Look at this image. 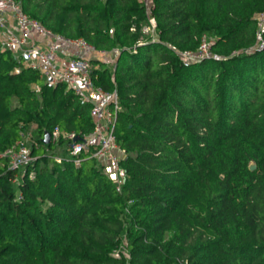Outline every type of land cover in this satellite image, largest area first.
Listing matches in <instances>:
<instances>
[{
  "label": "trees",
  "instance_id": "1",
  "mask_svg": "<svg viewBox=\"0 0 264 264\" xmlns=\"http://www.w3.org/2000/svg\"><path fill=\"white\" fill-rule=\"evenodd\" d=\"M17 1L116 52L94 83L116 91L126 155L117 189L88 153L43 143L55 127L89 134L90 104L0 48V153L29 131L33 158L18 171L0 157V264H264V0ZM203 37L219 58L185 62Z\"/></svg>",
  "mask_w": 264,
  "mask_h": 264
},
{
  "label": "built area",
  "instance_id": "2",
  "mask_svg": "<svg viewBox=\"0 0 264 264\" xmlns=\"http://www.w3.org/2000/svg\"><path fill=\"white\" fill-rule=\"evenodd\" d=\"M147 10L152 0H142ZM257 26V44L261 49L263 41L261 32L264 28V12L254 15ZM154 20L150 18V25L144 28L145 32L153 33ZM211 39L203 37L197 51L181 53L183 60L200 59L203 57L219 58L210 49ZM0 48L8 49L17 58H24L26 65L39 72L47 86L64 83L82 100L90 104L89 113L93 122L92 131L76 140L74 132H66L55 127L50 132V140L57 141L63 138L69 157L75 163L79 162L81 153H88L100 161L107 172L115 179L119 189L123 171L119 161L126 153L116 143L114 128L118 110L120 109L116 91H105L95 85L93 60H105L111 52L97 49L85 39L67 38L56 33L38 20L22 10L17 0H0ZM63 53L65 58H61ZM6 158L8 167L23 171L32 161L30 148L25 140L20 138L16 143L0 153ZM61 161V156H55ZM33 176V172H29ZM18 181V175L13 179Z\"/></svg>",
  "mask_w": 264,
  "mask_h": 264
},
{
  "label": "crops",
  "instance_id": "3",
  "mask_svg": "<svg viewBox=\"0 0 264 264\" xmlns=\"http://www.w3.org/2000/svg\"><path fill=\"white\" fill-rule=\"evenodd\" d=\"M115 54H116V52H111L110 55H108V57L105 60H93L92 64L94 65V67L99 66V63H101V62H103L107 65L111 64L114 61ZM60 57L65 58V55L63 53H61Z\"/></svg>",
  "mask_w": 264,
  "mask_h": 264
},
{
  "label": "water",
  "instance_id": "4",
  "mask_svg": "<svg viewBox=\"0 0 264 264\" xmlns=\"http://www.w3.org/2000/svg\"><path fill=\"white\" fill-rule=\"evenodd\" d=\"M75 139L78 140V139H80V137L77 135ZM42 141H43V143H45V144H48V143L50 142V133H49L48 131H46V132L44 133V135H43V137H42ZM253 168H255V164H254V163H251V164L249 165V169L252 170Z\"/></svg>",
  "mask_w": 264,
  "mask_h": 264
},
{
  "label": "rangeland",
  "instance_id": "5",
  "mask_svg": "<svg viewBox=\"0 0 264 264\" xmlns=\"http://www.w3.org/2000/svg\"><path fill=\"white\" fill-rule=\"evenodd\" d=\"M30 128H33V126H31ZM23 139L25 140L27 146L30 147V144L32 143V139H31V137H30V133H29V131L23 133Z\"/></svg>",
  "mask_w": 264,
  "mask_h": 264
}]
</instances>
